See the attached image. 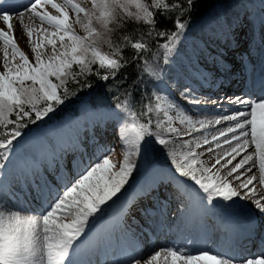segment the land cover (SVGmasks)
Returning <instances> with one entry per match:
<instances>
[{
	"label": "snow or ice",
	"instance_id": "1",
	"mask_svg": "<svg viewBox=\"0 0 264 264\" xmlns=\"http://www.w3.org/2000/svg\"><path fill=\"white\" fill-rule=\"evenodd\" d=\"M196 2L92 0V6L87 7L80 0H63L62 4L57 0H0V21L5 25L0 28L4 68L0 71V174L5 162L11 166L9 172L15 174L11 184L0 180V199L13 207L22 204L27 210L12 211L0 203V264H97L94 258L106 254L105 242L112 240L117 230L139 239L153 229L155 217L168 203L160 199L159 193L169 187L201 221L204 215L219 211L225 214L224 224L239 228L247 239L264 229V223L255 216L258 212L264 217V195L256 188V182L264 186V91L258 99L247 94L222 97L239 108L211 119H194L170 92L177 84L169 80L183 79L181 97L193 108L201 106V99L193 95L189 77L177 74L165 80L162 77L167 73L163 69L143 64L142 71L153 78L154 87L150 102L139 114L130 110L127 97L133 89L143 94L140 73L127 89L124 78L117 82L120 69L129 64L123 56L124 48L133 50L132 62L142 59V53L149 48L147 42L133 41L119 30L135 22L149 26L147 36L165 38V42L157 40V44L165 50L164 63L171 67L175 61H170V56L188 28L187 20H181L176 13H191ZM48 6L58 14L50 12ZM26 14L39 18L41 23L36 27L23 23ZM158 15L172 20L174 30L157 29ZM14 19L26 30L34 59L19 46ZM74 24L84 35L76 31ZM261 25L264 27V17ZM206 32L212 41L235 45V27L220 13L210 21ZM121 40L123 47L118 42ZM208 47L205 41L195 45L187 66L191 77L202 83L211 80V73L198 67L201 54L222 71H230L224 53L213 56ZM90 76L105 82L107 90L117 96L124 91L125 98L114 109L120 118L117 123L122 162L117 164L104 154L114 149L96 141L95 159H74L70 174L64 146L70 140L78 141V136L69 129L51 126L25 140V130L50 118L78 91L91 89ZM109 80L113 81L111 85H107ZM258 84L264 90V75ZM84 111L86 124L106 126L98 107L86 106ZM177 122L184 128L177 127ZM216 125L223 126L215 128ZM250 144L255 146L254 153H246ZM76 146L82 148L81 143ZM160 152L170 167L159 164ZM241 153L246 154L233 163ZM205 155L208 160L203 159ZM254 156H258L259 177L249 174L256 165ZM237 201L251 203L254 212L232 217L229 213L240 206ZM33 202L39 204L38 209L32 208ZM133 208L143 224L132 215ZM133 226L139 227V235ZM114 250L117 258L112 264H142V257L134 255L135 247ZM162 254H166L165 260L170 258V264H264V250L256 259L223 252L211 254L194 247L191 240L185 248L173 242L171 247L154 250L143 264H158Z\"/></svg>",
	"mask_w": 264,
	"mask_h": 264
},
{
	"label": "rangeland",
	"instance_id": "2",
	"mask_svg": "<svg viewBox=\"0 0 264 264\" xmlns=\"http://www.w3.org/2000/svg\"><path fill=\"white\" fill-rule=\"evenodd\" d=\"M57 2L62 4L63 0H57ZM80 2L84 5H86L87 7L92 6V0H80ZM260 2L263 5V9H264V0H260ZM247 4H249V5L246 7H243L242 5L239 6V4L236 3L235 0H226V1L216 0V6H215L216 9H214L211 13H209L205 17H202V18L200 17V18H197V19H194V20L188 22V28L186 29L185 34L178 41V43L176 45V51H174L170 56V61H173V60L175 61V63H173L171 65V67H169L168 65H166L164 63L163 53L165 50L163 48L162 49L156 48V50H154L152 60L151 61H145L144 60L143 64L152 63L153 66L157 67L158 70L163 69V71L165 73H167V75L162 77L165 80H169V77H175V76H177V74H182V76L189 77L190 85L195 90L193 93L194 96L197 97V95H200V93L204 92V93H206L207 96L209 94V97L210 96L212 97V95H214L215 92L211 91L210 88L215 86L216 84L213 83V85L210 86L211 82H214L216 77L219 81L223 77L226 78L225 75L221 74V73H223L221 68L218 67L214 61L209 62V60L207 58H205L204 54H201L199 57L198 67L207 73H211V80L207 83H202L201 81H198L195 78L191 77L190 71L184 70V67L182 65V61L187 63V60L190 59L193 55L194 46L199 44L201 41H205L208 43V45H209L208 51L213 56L217 55L221 51L224 53L223 59L226 62V64L228 66H230V71L234 70V69H232L234 66L233 67L231 66L232 62H235V65H237V63L244 62V61L250 59V57L251 58L254 57L257 60L258 59L260 60L259 54L262 55V59L264 61V40H263L264 39V28L261 30V33L258 34L259 36L256 38L252 32L253 29L250 26V23H252L250 16H252L254 18L256 15L255 12H252L251 7H250L252 5V0L248 1ZM48 10L50 12H52L53 14H57L55 12V10H51L49 8H48ZM217 13H220L221 16L225 17L230 23H233V27H235L234 35H235V39L237 41L235 43H236V45H239L238 48L243 51V52H237L238 55H235L236 52L231 51V47H229V43H231V42L221 43L219 40L212 41L209 39L208 34L206 32V29L210 23V20H213L216 17ZM229 13H232L233 19H229V16L227 15ZM72 16L74 19L75 14L72 13ZM35 19H39V18H35ZM238 21H239V24L237 23ZM236 25H238V27H236ZM74 27L79 34L84 35V33H83L82 29L79 27V25L74 24ZM218 46H219V48H216ZM22 49L28 53V55L31 59H34V54L30 51V48L28 50L25 48H22ZM257 49H259L258 55L256 54ZM105 50L107 51L108 49L105 48ZM230 53L232 55H235V56L231 57ZM173 57H177V59H174ZM230 57L233 58L235 61L229 60V59H231ZM224 72H229V71H224ZM169 82L177 84L176 88L170 90L171 97L174 98L185 109H189L190 114L193 115L194 119H201L204 117L211 119V118L215 117L214 115H210L208 113V107L205 103H203L202 100H201L202 101L201 106H199L197 108H193L191 105H189L187 103L186 100H184L181 97V91L185 87V82L183 79H181L179 81L169 80ZM203 85H205L206 88L204 90H202V92H201V87ZM153 87H154V82L151 83L150 87H149L150 95H151V90L153 89ZM223 91L226 92L225 95H230L226 89ZM204 93H202V95H204ZM161 94H164V93H161ZM214 102H216V101H214ZM88 105H89L88 100H84L81 104L78 103V104L74 105V108H76V110H80V111H83V113H85V111H84L85 107ZM229 106H232V105L229 104L226 100L219 98L217 103L213 104L212 108H214L215 112H219L223 108L225 111H228ZM71 108H72V103L66 101L65 104L62 105L59 109H57V111L54 114H50V118H45V120L43 122H46L47 124H43V125L41 124L38 127H36L35 129H32L26 133L34 132L36 130H41V129H44L46 127H51V126H60V127L65 128L63 125V124H65L64 122H67L70 124L69 118L71 117ZM116 112H117L116 110H113V112L110 113L111 117H109L108 119L113 120V116L115 115ZM222 113L225 114L226 112H222ZM153 119H155V114L153 115ZM85 120H86V118H84V119H72L71 120L72 123L70 126L72 127L73 130L79 129L81 131V133H87L90 130H96L97 131V129L102 128L101 126H94L93 123H91V122L86 124ZM104 121L106 122V118L104 119ZM84 125H85V128L82 129V127ZM176 126L184 128V126L180 125L178 122L176 123ZM106 127H108L107 122H106ZM110 130H112V129L109 127L107 132H110ZM210 130H212V129H210ZM119 134H120V130L118 128L117 132L114 133L113 139H109V142H107V140H104L102 142V145H106V146L114 149V151H112L111 153H104V154L110 155L111 159L114 162H116L117 164L122 162V149H121V142L119 139ZM89 137L90 136L87 135V138H89ZM98 137H100V136H98ZM93 141H94V139H93ZM179 142H180V140H179V138H177V145L179 144ZM77 143H81V140L76 141V144ZM76 144L74 143V140H73V142H70V144H65L64 147L68 148L67 153L69 154V158H71L73 155L77 156ZM73 150H75V151H73ZM93 156L94 155H92L91 157H93ZM73 158H75V157H73ZM203 159L208 160V156L205 155L203 157ZM158 162L163 163L164 165H167L168 167H170L168 160L166 159V157L164 156V154L162 152L158 153ZM211 162L212 161H209V163H211ZM175 200H176V197H175ZM243 205L245 207H247L246 212H248V211L251 212L252 206L248 205L246 202H243ZM26 211L27 210H24V212H26ZM179 212L181 214V211H179ZM29 214H31V213H29ZM178 215L174 213L173 218H177ZM194 247L200 248L197 246H194ZM184 248H185V246H184ZM158 249H160V247L157 248L156 250H158ZM200 249L207 250L206 248H200ZM153 251L154 250H149L148 252H145V254H143L142 264H143V260H145L148 257V255H150ZM252 259H256V258H252ZM158 264H170V259L165 260L164 256L162 255V257L158 261Z\"/></svg>",
	"mask_w": 264,
	"mask_h": 264
},
{
	"label": "trees",
	"instance_id": "3",
	"mask_svg": "<svg viewBox=\"0 0 264 264\" xmlns=\"http://www.w3.org/2000/svg\"><path fill=\"white\" fill-rule=\"evenodd\" d=\"M177 2H179V0H177ZM214 4H215V0H197L194 9L191 13H187L181 16L179 12H177L176 15L179 16L181 20H187V22H189L192 19H197L205 15L214 6ZM156 18L159 21V23L156 25L157 29H161V28L173 29L172 20L164 19L159 15ZM134 27L136 28V31H133ZM148 28L149 26L144 25L142 22H135V24L132 23L127 24V26L124 29L119 31L122 32V34L130 35L133 41H136L137 39H141L142 41L147 42L149 44V48H152L153 45L157 44V40H159V37H156L155 35L151 37L147 36L145 33L148 31ZM113 39L114 40L117 39L116 34L113 35ZM118 42H120L121 46L123 47V41L121 40ZM159 42L160 43L165 42V38H163V40H159ZM147 50L148 49H146L145 52ZM144 53H142V59L138 58L135 62H132L133 50L128 47L124 48L123 56L126 60L129 61V64L127 67H123L120 69L119 75L117 76V82H121L122 78H124L123 83L125 89H127L129 85H132L133 81L137 80V75L142 70L141 66L144 63L143 61L144 60L147 61ZM140 76H141L140 87L143 88V86L146 83V78L144 74H140ZM88 79L93 84V87L89 90L78 91L75 96H72L68 100L74 99L77 96H81L86 92L93 91L96 88L98 92L100 93L103 92L105 94L104 103L106 105H115L117 103H120L125 98L123 90L120 92L119 96H117L113 92L108 91L105 82L99 81L97 77L90 76ZM112 83L113 81L109 80L107 82V85H111ZM69 87L74 89L75 86L69 85ZM141 95L145 97L144 94H141L139 91L133 89V94L127 97L128 100L131 102L130 104L131 107L136 109L137 112L141 111L142 101H145L144 100L145 98L141 99ZM133 97H135V99Z\"/></svg>",
	"mask_w": 264,
	"mask_h": 264
},
{
	"label": "bare ground",
	"instance_id": "4",
	"mask_svg": "<svg viewBox=\"0 0 264 264\" xmlns=\"http://www.w3.org/2000/svg\"><path fill=\"white\" fill-rule=\"evenodd\" d=\"M25 2H26V0H25ZM48 8L49 9H51V10H54V9H52L51 8V6H48ZM58 14V13H57ZM228 16H229V19H233V16H232V13H229V14H227ZM210 21H212V20H210ZM23 23H25V24H29V25H31L32 27H36V26H38L41 22L39 21V19H35V18H32L31 16H30V14H26L25 15V19H24V21H23ZM13 24H14V30H15V38L17 39V41H18V44H19V46L21 47V48H25V49H29L30 47H31V45H30V43H29V41H28V37H27V34H26V30L25 29H23V27H22V24L20 23V21L18 20V19H14V21H13ZM45 27H49V26H47L46 24H45ZM0 28H5V25H4V23L2 22V21H0ZM209 37V36H208ZM208 39V38H207ZM216 48H219V46L218 47H216ZM174 59H177V57H173ZM233 59V58H232ZM191 62V60L190 59H188L187 60V63L186 62H184V61H182V65H183V67H184V70L185 71H189V68L187 67L188 65H189V63ZM4 70V68H3V43H2V41H0V71H3ZM191 86V85H190ZM182 87V86H181ZM206 87H205V85H203L202 87H201V92H202V90H204ZM202 93H204V92H202ZM202 93H200V95H197V97H199L202 101H203V103H205V104H209L210 106L211 105H213L214 104V101H217V98H219V96H220V94H214V95H212V97H209V95L207 96L206 95V93H204V95H202ZM213 102V104H211ZM237 108H239V106L237 105V106H229L228 107V111H225L224 109H222L221 111H219L218 113H216V112H214V108H210L209 109V111L210 112H213L214 114H216V115H220V114H223L222 112H226L225 114H229V113H231V112H233V111H235ZM221 112V113H220ZM223 125H216V126H214L215 128H220V127H222ZM36 134V132L35 133H31V134H29V135H27L26 137H24V139L25 140H28L29 139V136H34ZM256 150H255V146H254V144H250L249 145V147L246 149V153H254ZM246 153H241V156H239V157H237V161H234L233 163H236V162H238L239 161V159H241L242 157H243V155H245ZM253 159L256 161V165L252 168V171H251V173H249L250 175H256L257 177H259V175H260V173H259V161H258V156H254L253 157ZM64 161H65V163L67 164V163H71L70 161H69V159L66 157H64ZM47 163H48V161L47 160H45V161H43V165L46 167V165H47ZM53 163H54V161H53ZM10 165H8L7 163H6V167L3 169V174H4V178H1L2 180H4L5 178H7V179H9V184H11L12 183V181H13V178H14V173H10L9 172V169H10ZM51 177V176H50ZM256 188H257V191H258V193L260 194V195H264V186H261L258 182H256ZM246 202V201H245ZM0 203H3V204H5L6 205V207L9 209V210H12V211H17V210H21V211H23L24 210V208H23V205L22 204H18L17 205V207H13V205L11 204V203H9L7 200H2V199H0ZM240 203H242L241 201H237V204L239 205ZM248 205H251L252 206V204L251 203H248V202H246ZM32 208L33 209H38L39 207L36 205V202H33V204H32ZM243 213L244 211L241 209V207L239 206L238 208H236V209H233L230 213H229V215H231V216H236L237 214H239V213ZM160 217V216H159ZM264 218V217H263ZM163 247H165V248H167L168 247V245H164ZM151 249H153V248H151ZM150 249V250H151ZM158 250H160V249H158ZM163 256L164 255H166V254H162ZM143 256V254L141 255V257ZM147 259V258H146ZM170 259V258H169ZM234 264H241V262H238V263H234Z\"/></svg>",
	"mask_w": 264,
	"mask_h": 264
}]
</instances>
